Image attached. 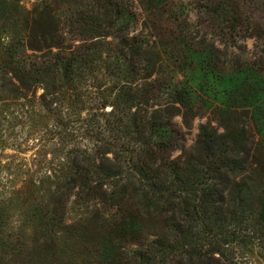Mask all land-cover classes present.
<instances>
[{
    "label": "trees",
    "instance_id": "obj_1",
    "mask_svg": "<svg viewBox=\"0 0 264 264\" xmlns=\"http://www.w3.org/2000/svg\"><path fill=\"white\" fill-rule=\"evenodd\" d=\"M51 3L27 9L0 0L6 264H99L101 256L105 264H159L169 255L171 264H249L244 249L264 251V142L253 149L244 123L233 117L237 110L227 107L222 130L200 124L191 151L173 156L169 109L186 119L191 91L179 81L159 103L146 39L125 33L92 42L110 35L94 26V36L65 42ZM246 3L213 2L230 33ZM105 5L114 19L137 16L120 14L114 0ZM257 35L264 46V27ZM239 89L234 83L233 92ZM70 201L90 210L69 219ZM116 238L131 240L125 259L110 251Z\"/></svg>",
    "mask_w": 264,
    "mask_h": 264
},
{
    "label": "rangeland",
    "instance_id": "obj_2",
    "mask_svg": "<svg viewBox=\"0 0 264 264\" xmlns=\"http://www.w3.org/2000/svg\"><path fill=\"white\" fill-rule=\"evenodd\" d=\"M106 1L18 0L27 9L52 2L51 9L57 16L65 42L70 38L94 36V26L110 35L100 39L93 37L92 42L106 43L105 39L114 42L115 38L118 41L125 33L146 39L150 50L144 57L155 62L158 70L154 77L159 80V103L170 100L173 86L179 81L183 82L186 91H191L192 111L186 119L169 109L174 113L170 129L174 130L171 136L177 148L173 156L182 150L185 153L191 151L200 124L222 130L225 121L221 111L227 107L237 110L233 117L244 123L252 148H260V142H264V46L256 36L264 27L263 0H247L245 7L237 10V33H230L233 29L214 12L216 5L213 2L221 0H114L119 3L120 14L136 13V18L129 20H126L127 16L122 20L111 17ZM234 83L239 86L240 93L233 92ZM244 95L246 97L242 99ZM49 146L51 150L54 144L49 143ZM46 149L50 161L53 155ZM11 152L9 148L5 151ZM261 153L264 156V147ZM25 156L30 157L31 151ZM0 183H4L1 176ZM89 210L70 201L67 216L78 219ZM18 216L15 214L14 219ZM83 234V240L92 239L91 235ZM130 241L129 238H116L110 251L116 256L122 252L125 259L132 251L128 248ZM242 255L249 264H264V251L257 246H248ZM0 257L3 258L0 264H6L9 257ZM99 257L96 256L95 260ZM101 257L99 264H105L104 257ZM158 260L159 264L172 263L171 255Z\"/></svg>",
    "mask_w": 264,
    "mask_h": 264
}]
</instances>
